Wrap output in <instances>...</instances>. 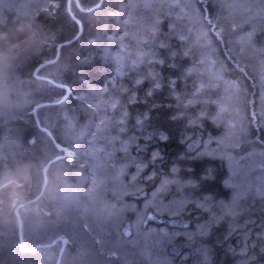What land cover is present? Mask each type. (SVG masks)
I'll use <instances>...</instances> for the list:
<instances>
[{
	"label": "snow or ice",
	"instance_id": "snow-or-ice-1",
	"mask_svg": "<svg viewBox=\"0 0 264 264\" xmlns=\"http://www.w3.org/2000/svg\"><path fill=\"white\" fill-rule=\"evenodd\" d=\"M0 6L7 7L6 0H0ZM238 8L246 10L240 18L232 11ZM175 9L182 14L173 18ZM225 11L228 15H224ZM101 13L114 22L103 33V38L114 45L117 61L120 53L128 50L125 40L129 37L135 40L132 66L138 69L129 73L128 79L115 91L88 89L86 97L77 96L85 115L98 120V123L85 125L88 134L97 140L102 133L106 142L101 149L107 153L101 183L115 202L108 205L111 211L107 212L105 220L117 229L122 228L125 235H131L135 229L137 234L150 238L154 234L147 224L167 217L174 230L163 235L172 245L174 255L163 264H264V182L249 195L234 190L227 206L217 202L213 185L218 180L227 181L218 177L214 163L216 151L205 150L213 142L215 133L219 136L218 148L232 150L228 153L229 159L238 155L237 149H250L251 155L258 148L264 168V71L257 81L248 70L251 58L244 56L247 50L258 54L264 69V0L251 3L238 0H127V3L37 0L34 20L41 22L35 28L29 25L30 34L22 41L21 48L25 54L10 53L4 61L5 68L19 61L20 76H26L30 84L43 86L29 93V110L20 117L26 128L35 130L28 132V143L33 147L40 145L39 162L29 173L36 177L34 198L27 203L18 202L19 206L13 205L15 227L0 233L3 237L0 247L18 258L37 251L31 244L37 242L34 237L41 233L47 235L48 242L39 247L50 249L61 243L65 246L75 243L73 236L67 233L49 234L42 222L33 219L29 205L44 198H55L53 177L58 173L66 172L73 165L80 170L87 167V161L79 158L78 141L84 136L83 129L73 138L65 130L68 125L60 127L51 116H42V110L48 107L42 100L56 94L57 89L61 90L58 95L63 99H55L56 104L62 105L70 98L73 89L58 80L68 67L62 50L81 38L90 17ZM0 23L6 24V18ZM133 25L139 26L136 31L130 30ZM195 25L199 27L193 39ZM69 29L70 34H66ZM4 39H8V34ZM99 39L93 38L88 43L96 46ZM222 45L230 54L238 53L231 57L233 63L215 58L217 54L223 57ZM112 50L104 48L105 58ZM90 62V56L78 61L81 65ZM145 64L147 67L142 68ZM225 77H229L226 87L234 103L231 118L227 120L224 114L229 109L219 98L213 99V95L219 96ZM249 78L253 81L251 85L247 83ZM165 92L168 100L175 102V110L164 113L163 123L153 125L151 113L165 107L163 101L157 102V97ZM141 105L146 111L137 110ZM167 108L172 109L173 104L169 102ZM75 126L79 127L78 122ZM93 128L96 131H92ZM173 133L179 147L170 159L159 148L149 151L150 142L167 144L173 139ZM143 151L148 152L144 159L133 155V152ZM85 155L93 153L88 151ZM195 161L201 162L200 170L191 163ZM5 179L10 184L15 183ZM96 187L97 178L93 174L87 195L92 196ZM140 196L142 207L127 202L128 197ZM216 203L221 208L219 212L213 207ZM257 203L259 215L253 219V206ZM249 225H256L255 231ZM93 239L97 246V259L93 264H107L106 257L117 256L114 251H106L102 239ZM59 253L62 258L66 255L64 248H60ZM237 254L242 256L239 261L228 259ZM221 255L225 258L223 261L218 259ZM64 264H76V257Z\"/></svg>",
	"mask_w": 264,
	"mask_h": 264
},
{
	"label": "trees",
	"instance_id": "trees-1",
	"mask_svg": "<svg viewBox=\"0 0 264 264\" xmlns=\"http://www.w3.org/2000/svg\"><path fill=\"white\" fill-rule=\"evenodd\" d=\"M6 2L7 7L0 6V20L4 18L7 20L6 24L0 23V233L8 232L9 229L15 227L16 217L13 205L19 206V203H27L28 199L34 198L33 185L36 182V177L29 175V173L39 162L37 152L40 145L37 144L33 147L28 143V132L35 130L26 128L20 117L29 110L28 100L31 99L29 93L43 87L39 84H30L27 82L26 76H20L17 70L19 61L11 62V66L8 68L4 66L5 58L10 53L21 56L25 54L21 48L23 47L22 41L30 34L29 25L31 24L35 28V25L41 22L34 20L37 0H6ZM116 2L127 3V0H116ZM238 2L251 3L252 0H238ZM232 11L237 18L246 14L245 9L238 8ZM136 14L138 13H134V15ZM181 14L179 9H175L173 18ZM252 14H255V10ZM224 15H228V12L225 11ZM112 23L114 22H110L103 13L89 18V24L85 27L81 38L62 50L63 59L67 62L68 67L63 75L58 77V80L65 82L73 89L72 95L64 104L58 105L55 103V99H63V97L58 95L61 90L57 89L56 94L42 100V103H48L46 104L48 107L42 110V116H51L54 123L60 127L68 125L65 130L73 138L83 129L84 136L78 141L81 145L79 158L87 161V167L80 170L77 165H73L66 172L58 173L53 177L56 186L55 198H44L35 205H29V207L33 209L31 213L33 219L42 222L49 234L54 232L67 233L73 236L75 243L67 246L61 243L50 249L39 247V244L48 242L47 235L41 233L34 237L37 242L31 244L32 247L37 248L34 253H25L22 257L17 258L13 257L5 248L0 247V264H58L59 249L63 246L66 255L61 257L59 264H64L73 256L76 257V264H93L97 259V246L94 243V237L102 239L106 251L111 250L117 253V256L106 257L107 264H163L174 255L172 245L168 238L163 235L164 233L171 234L174 230V225L167 217L158 218L147 224L146 227L154 234L150 238H146L143 233L137 234L135 229L132 230L131 235H125L122 228L117 229L111 222L105 220L107 212L111 211L108 205L115 202L111 192H105L104 184L101 183L104 181V165L107 159L106 151H101V149L105 147L106 142L102 139V133L97 140H93V137L88 134L85 125L98 123V120L89 119L85 115L84 106L81 101L77 100V96L86 97L88 89L109 88L115 91L120 84L128 79L129 73L138 70L133 69L132 66V59L136 51V42L133 38L129 37L125 40L128 50L120 53L119 61L116 59L117 50L114 45L103 38V33ZM184 25L188 26L187 21H184ZM138 27V25H133L130 30L136 31ZM198 27L199 25L193 27V39ZM6 34H8V39L5 40ZM66 34H70V29ZM108 34L111 35L112 33ZM96 37H100L98 44L96 46L90 45L88 41ZM14 45L19 47H14ZM105 47L113 48L108 58L104 56ZM221 51L223 57L217 54L215 58L221 59L222 62L223 59H227L230 64L233 63L231 57L238 55L237 52L230 54L223 45ZM87 56L91 57L89 64L81 65L78 63L79 60ZM244 56L251 58L248 70L257 77L258 81L259 74L264 71L260 64L259 55H253L250 50H247ZM61 67L63 68L64 65L62 64ZM141 67H147V65H141ZM200 70L204 71L205 69L201 68ZM208 70L211 71L210 65ZM228 79L229 77H225L224 81L221 82L219 96L213 95V99L219 98L220 103L229 109L224 114L225 120L231 118V109L234 107L233 101L229 99L231 93L226 87ZM22 80L25 82L21 83ZM247 83L251 85L252 79L249 78ZM161 101L164 102L165 107L151 113L153 125L163 123L164 113L175 110V102L168 100L166 92L157 97V102ZM169 102L173 104L172 109L167 108ZM212 107L215 108V105ZM137 110L146 111V108L141 105ZM77 122L79 127L75 126ZM92 131H96V129L93 128ZM207 139L208 135L205 133L204 140L207 141ZM217 139L219 136L214 133L213 142L207 145L205 150H215L217 153L214 163L218 177H222L227 183L218 180L213 185V189L216 201L223 202L227 206L234 190L242 195H249L251 190L264 182V168L261 167L262 158L258 148L251 155L249 154L250 149L243 151L237 149L235 151L238 155H233L229 159L228 153L232 150L224 151L222 146L218 148ZM178 147L175 133H173V139L167 144L157 141L150 142L149 151L152 148H159L161 153L170 159L177 152ZM88 151H91L93 155H85ZM133 155L144 159L148 152H133ZM185 163L189 162L185 161ZM191 163L197 170L202 167L200 161ZM93 174L97 178V187L92 196H88V190L92 187ZM26 176L27 178H25ZM6 177L15 183H8ZM229 185L234 187H229ZM126 199L128 203H134L138 207L143 206L142 196ZM248 202L251 203L250 200ZM213 207L217 212L221 211L218 203L214 204ZM253 207L255 208L253 219H256L259 215L260 206L257 203ZM258 223L259 220L257 219V225ZM25 225L27 227V221ZM84 225L88 227L85 228ZM249 227L254 231L256 229V225H249ZM0 243H3V237H0ZM218 259L223 261L225 258L221 255ZM228 259L239 261L242 256L237 254L236 256H229Z\"/></svg>",
	"mask_w": 264,
	"mask_h": 264
},
{
	"label": "water",
	"instance_id": "water-1",
	"mask_svg": "<svg viewBox=\"0 0 264 264\" xmlns=\"http://www.w3.org/2000/svg\"><path fill=\"white\" fill-rule=\"evenodd\" d=\"M44 104H48V103H44ZM62 248H64V246H63ZM60 259H61V256L59 257V261H58V264H59V262H60Z\"/></svg>",
	"mask_w": 264,
	"mask_h": 264
}]
</instances>
